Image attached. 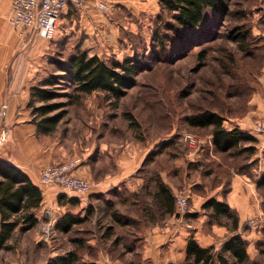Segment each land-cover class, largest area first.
<instances>
[{"label": "rangeland", "instance_id": "rangeland-1", "mask_svg": "<svg viewBox=\"0 0 264 264\" xmlns=\"http://www.w3.org/2000/svg\"><path fill=\"white\" fill-rule=\"evenodd\" d=\"M228 5L229 12L223 15L205 7L200 25L179 28V35L168 29V24L175 25V22L159 0H127L119 4L113 13L105 16L101 42L96 31L86 32L77 19L75 32H71L73 38H62L50 55L48 76L57 72L52 63L54 59H66L81 49L105 60L135 57L147 67L137 73L135 84L116 103L100 92L75 101L72 88L59 79L52 86L56 97L51 102L59 105L53 113L62 111L63 116L49 136L59 137L68 147L73 139L77 145L86 144L91 137L108 132L119 138L122 146L130 140L143 146L158 142L156 147L167 148L170 156H174L176 151L190 146L184 139L187 134L195 137L196 146L206 150L212 148L209 130L190 128L185 122L186 116L202 109L215 110L225 115L226 121L234 123L248 116L251 123L264 119V0H228ZM237 26L247 36L245 40L235 39ZM79 28L81 32L77 36ZM157 39L164 40V49ZM256 137L258 140L255 139L254 144L244 143L239 151L235 149L229 154L218 155L216 161L220 166L201 163L202 168H199L200 174L208 176L211 184L226 181L218 192L223 195L231 175L228 164L235 160V167L239 168L247 163L244 173L251 187L248 208H252V212L243 220L242 231L252 233V239L257 238V241L250 243V261L246 264L252 261L264 264V254L259 250V242L264 240V223L257 228L246 223L248 217L256 215V207L264 214V187L256 184L264 172V138L259 134ZM252 145L255 151L249 155L245 149ZM122 194L120 192L116 201L99 210L94 225L95 209L92 207L89 218L69 233L59 231L57 221L67 211L83 217L87 209L43 202L37 212V223L26 230L15 229L6 247L0 249V264H52L58 255L76 247L74 237L93 239L96 234L100 242L102 238L94 230L104 221L102 217L107 219L111 209H129L128 212L138 214L139 206H130L133 198ZM207 220L227 226L232 223L231 218L223 215ZM132 224L127 221L116 227L122 232L138 226V223ZM92 245L93 248H88L85 244L80 250L86 260L100 254L97 243Z\"/></svg>", "mask_w": 264, "mask_h": 264}, {"label": "crops", "instance_id": "crops-1", "mask_svg": "<svg viewBox=\"0 0 264 264\" xmlns=\"http://www.w3.org/2000/svg\"><path fill=\"white\" fill-rule=\"evenodd\" d=\"M117 2L119 5L127 0ZM10 7L11 0H0V126H5L8 133L6 141L0 144V159L11 162L27 174L41 190L43 202L57 203L58 195L65 194L67 198H77L78 207L83 210L94 207L93 225L99 210L116 201L120 192L133 198L131 207L139 206L137 215L128 212L129 209L120 211L117 208L111 209L107 219L102 217L104 221L94 230L101 241L97 240L96 234L95 239L86 240L90 244L97 243L100 254L95 260L100 264H201L195 263L192 256L187 258L190 238L200 247L213 246L214 251H219L228 237L237 234L247 241L246 250L250 257V243H255L257 238L253 240L252 233L242 231L243 220L252 212V208H248L249 179L245 173L230 169L227 191L223 195L218 193L226 181L211 184L209 177L199 172L201 163L217 167L209 157H214L211 147L209 155L205 147L190 145L170 156L167 148L156 147L158 142L143 146L130 140L122 146L121 140L108 132L93 136L94 139L89 135L86 144L77 145L73 139L72 145L67 147L59 137L49 136L55 128L47 134L40 131L39 116L34 107L41 103L33 100L31 88L47 78L50 55L56 50L55 46L62 38H73L71 32H75L77 19L80 28L86 32L96 31L101 42L105 16L111 13L101 11L92 0L79 7L69 4L62 11L53 37L47 38L28 29L20 33L11 27L6 20ZM75 15L78 18L74 19ZM80 28L76 31L77 36ZM249 117L235 123L225 120L227 125L224 126L226 130L237 128L257 139L258 134L253 128L255 121L251 123ZM72 158L79 159L73 173L90 182L87 194L39 182L40 172L46 165ZM156 163H159L158 171L154 169ZM181 188L189 190L191 211L187 215H178L175 211L174 196ZM211 198L226 202L236 211L239 218L237 229L212 222L211 219L228 216L216 215L210 208H203ZM41 206L35 210L36 217ZM121 212L124 215H120ZM255 214L251 217L262 214L257 207ZM116 217L138 223V226L119 232Z\"/></svg>", "mask_w": 264, "mask_h": 264}, {"label": "trees", "instance_id": "trees-1", "mask_svg": "<svg viewBox=\"0 0 264 264\" xmlns=\"http://www.w3.org/2000/svg\"><path fill=\"white\" fill-rule=\"evenodd\" d=\"M159 2L162 8L171 14V18L175 22L176 26L168 24V29L177 35L180 34L179 28L198 27L203 20V9L205 7H209L222 15L229 12L228 0H159ZM234 32L236 34L235 39L238 41L247 38L239 26L235 27ZM157 40L161 44V49H164V40ZM52 63L57 72L42 80L40 85L31 88V94L34 96L33 100L41 103L34 107V111L39 116L38 126L44 134L50 133L63 116L62 111L53 113L59 108V105L51 102L56 97V92L52 86L59 79L65 80L72 88L75 101H78L84 95L100 92L111 102L116 103L126 94V90L135 84L137 73L147 67L145 62L139 61L135 57H125L122 60L115 58L105 60L96 54L90 55L85 49L68 55L66 59H54ZM55 70L53 71L55 72ZM225 119V115L212 109H202L185 117V122L190 128L209 130L208 135L212 136V152L215 157L210 159L219 166L220 163L216 161L218 155L229 154L228 152L235 149L239 151L238 148L241 144L255 142L254 137L239 131L237 128L226 130L224 126ZM209 149L206 150L207 155H209ZM245 150L249 152V155H252L255 148L252 145ZM235 162V160H232L227 169L244 173V170L248 167L247 163L241 164L237 168ZM159 163H162V161ZM159 163H156L155 171H158ZM256 184L264 187V172L260 174ZM57 201L61 205H79L77 198H67L65 194L58 195ZM42 202L41 190L28 175L11 162L0 159V249L6 247V242L15 229L26 230L37 223L35 210L42 205ZM203 208H210L216 215H227L231 218V229H237L238 215L226 202H219L211 198L203 204ZM91 213L90 208L87 209V214L83 217L67 211L57 221L56 228L62 233H69L76 225L89 218ZM115 220L122 225L127 222L120 217H116ZM86 240L87 238L74 237L73 241L76 247L58 255L52 264H100L95 260L96 257H90L86 260L84 255L80 253L85 244L88 248L94 246ZM263 244L264 240L259 242L261 254H264ZM246 248L247 241L240 234H237L228 237L219 251H214L213 246L200 247L196 240L190 238L186 251L187 258L192 256L195 263L246 264L250 261ZM250 264L259 263L252 261Z\"/></svg>", "mask_w": 264, "mask_h": 264}, {"label": "built area", "instance_id": "built-area-1", "mask_svg": "<svg viewBox=\"0 0 264 264\" xmlns=\"http://www.w3.org/2000/svg\"><path fill=\"white\" fill-rule=\"evenodd\" d=\"M90 0H11V7L6 20L11 27L20 33L30 30L35 34H42L52 38L61 18L62 11L69 4L79 7ZM105 13H112L118 6L117 0H92ZM254 131L264 138V119L254 123ZM7 128L0 126V144L7 139ZM184 139L191 146H195L196 139L192 134L185 135ZM79 159L72 158L65 162L46 165L40 172L39 182L42 184H56L71 192L87 194L90 191V182L73 173ZM175 211L178 215H186L191 211L189 190L179 189L175 196ZM247 225L257 228L264 223V214L247 219Z\"/></svg>", "mask_w": 264, "mask_h": 264}]
</instances>
